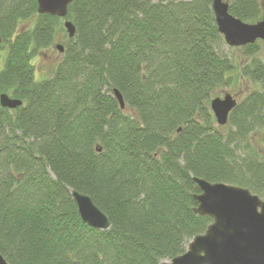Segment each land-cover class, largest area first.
<instances>
[{
    "label": "trees",
    "instance_id": "1",
    "mask_svg": "<svg viewBox=\"0 0 264 264\" xmlns=\"http://www.w3.org/2000/svg\"><path fill=\"white\" fill-rule=\"evenodd\" d=\"M213 0H73L65 18L37 0H0V252L9 264H161L187 250L213 219L194 211V178L264 200L261 43L227 54ZM246 23L264 0H228ZM68 37L54 74L33 59ZM230 48V47H229ZM251 85L227 125L210 102ZM241 88V87H240ZM122 94L121 109L114 90ZM89 195L108 230L80 217L70 190Z\"/></svg>",
    "mask_w": 264,
    "mask_h": 264
},
{
    "label": "water",
    "instance_id": "2",
    "mask_svg": "<svg viewBox=\"0 0 264 264\" xmlns=\"http://www.w3.org/2000/svg\"><path fill=\"white\" fill-rule=\"evenodd\" d=\"M38 13L65 18L68 7L73 0H37ZM212 8L216 24L225 42L230 47H242L264 41V16L257 23H246L230 13L228 0H213ZM65 30L71 39L76 34L74 24L66 20ZM2 37L0 35V46ZM62 53L64 46L57 44ZM114 94L121 109L125 102L118 89ZM4 108L16 109L23 105L22 100L7 93L0 96ZM237 100L231 94L223 98L215 97L210 102V109L220 126L227 125ZM201 193L196 195L198 201L196 213L208 216L213 222L205 233L195 236L188 244L185 253L171 261L161 264H264V200L249 189L223 182H209L194 178ZM81 219L90 227L108 230L111 226L108 217L84 193L70 190ZM0 264H9L0 252Z\"/></svg>",
    "mask_w": 264,
    "mask_h": 264
},
{
    "label": "rangeland",
    "instance_id": "3",
    "mask_svg": "<svg viewBox=\"0 0 264 264\" xmlns=\"http://www.w3.org/2000/svg\"><path fill=\"white\" fill-rule=\"evenodd\" d=\"M68 42V36L64 34H60V36L56 39V43L48 48H45L35 56L33 59V65L35 67V76L37 80H43L51 77L58 64L61 62L63 58V53H61L57 48V44H61L65 46ZM261 52L259 53V57L264 60V42L261 43ZM227 54L233 58V62L241 66L245 63V59L242 56V52L238 47H226ZM249 84L243 82L242 84H235L228 88H224L219 90L218 94L215 97L223 98L225 94H231L238 101L245 97L248 91H250ZM241 87V88H240Z\"/></svg>",
    "mask_w": 264,
    "mask_h": 264
},
{
    "label": "flooded vegetation",
    "instance_id": "4",
    "mask_svg": "<svg viewBox=\"0 0 264 264\" xmlns=\"http://www.w3.org/2000/svg\"><path fill=\"white\" fill-rule=\"evenodd\" d=\"M65 47V46H64Z\"/></svg>",
    "mask_w": 264,
    "mask_h": 264
}]
</instances>
